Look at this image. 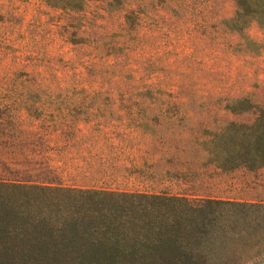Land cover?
I'll return each mask as SVG.
<instances>
[{
	"label": "rangeland",
	"instance_id": "obj_1",
	"mask_svg": "<svg viewBox=\"0 0 264 264\" xmlns=\"http://www.w3.org/2000/svg\"><path fill=\"white\" fill-rule=\"evenodd\" d=\"M234 10L235 0H90L82 11L0 0V179L252 202L200 261L264 264V166L223 170L207 149L264 109V30L227 29ZM57 80L113 94L31 92ZM237 98L253 107L231 111Z\"/></svg>",
	"mask_w": 264,
	"mask_h": 264
},
{
	"label": "trees",
	"instance_id": "obj_2",
	"mask_svg": "<svg viewBox=\"0 0 264 264\" xmlns=\"http://www.w3.org/2000/svg\"><path fill=\"white\" fill-rule=\"evenodd\" d=\"M41 1L82 11L90 0ZM252 22L264 30V0H235L233 14L224 20L233 31ZM111 89L57 80L33 83L31 92L89 97L110 96ZM250 107L244 98L228 105L231 111ZM45 122L54 132L61 120ZM208 144L220 169L263 167L264 109H257L251 122L230 121ZM252 205L213 196L99 188L61 178L0 179V264H204L201 253L207 244L223 240L239 208Z\"/></svg>",
	"mask_w": 264,
	"mask_h": 264
}]
</instances>
